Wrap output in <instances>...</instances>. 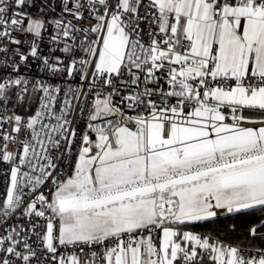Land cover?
<instances>
[{
	"label": "snow or ice",
	"instance_id": "6c2138e0",
	"mask_svg": "<svg viewBox=\"0 0 264 264\" xmlns=\"http://www.w3.org/2000/svg\"><path fill=\"white\" fill-rule=\"evenodd\" d=\"M0 264H264V0H0Z\"/></svg>",
	"mask_w": 264,
	"mask_h": 264
}]
</instances>
